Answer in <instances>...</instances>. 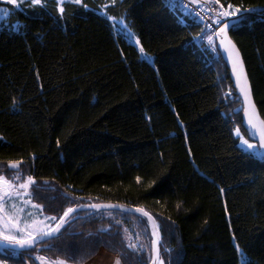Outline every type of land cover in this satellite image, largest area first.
<instances>
[{
	"label": "trees",
	"instance_id": "obj_1",
	"mask_svg": "<svg viewBox=\"0 0 264 264\" xmlns=\"http://www.w3.org/2000/svg\"><path fill=\"white\" fill-rule=\"evenodd\" d=\"M228 3L252 10L229 34L264 118V0L194 4L217 16ZM63 6L60 17L57 1L0 2V171L23 161L16 183L34 178L31 201L52 226L68 207H139L164 264H264V160L237 147L242 104L204 23L175 0ZM119 18L152 63L114 31ZM87 213L48 249L0 248V264L150 263L145 218Z\"/></svg>",
	"mask_w": 264,
	"mask_h": 264
},
{
	"label": "snow or ice",
	"instance_id": "obj_2",
	"mask_svg": "<svg viewBox=\"0 0 264 264\" xmlns=\"http://www.w3.org/2000/svg\"><path fill=\"white\" fill-rule=\"evenodd\" d=\"M8 2L16 5L17 0H8ZM23 2H25V0H21V3ZM26 2L29 5L43 7L46 5L47 0H26ZM53 2L55 3L56 0H53ZM71 2L77 5L82 4V0H71ZM192 2L195 3L196 0H192ZM214 2L219 4L220 0H214ZM64 3L65 0H59L58 13L60 17H63L66 11L65 7L63 6ZM83 6L87 7L86 4ZM220 7L223 8V4H221ZM250 11L252 10H242L241 7H237L231 3H228V8L219 12L218 15L222 19L235 18L234 24L232 26H236L244 18L243 13ZM196 15L199 18V13H196ZM216 23H219V20H217ZM232 26L228 24L222 25L217 31L216 36L219 38V46L225 53H227V58L231 64V70L235 77V86L239 92L238 99L242 101V110L244 112L246 124L249 129L247 134L248 138H245L241 134L239 128L236 129L235 135L237 136L241 150L245 154H247L250 158L264 160V118L260 117V114L256 109L255 101L252 99L251 84L248 80L247 73L244 70L243 61L239 55V50L227 35V30ZM208 42L209 44H212L211 37H208ZM136 43L139 45V40H137ZM213 47L215 50V46ZM139 52L146 61L151 59L145 53V50L142 46L139 48ZM250 140L256 142H250ZM22 163L23 161L15 163L10 162L7 165V168L9 169L7 175L0 171V245L11 247L13 250L17 248L22 250H35L41 246L45 249H48L53 246L51 244V239L57 237V234L60 233L64 225L69 223V219L71 218L70 214L76 213L79 209L84 207H90L93 209L118 207V205L113 204L79 205L76 208L68 207L67 210L64 211L63 215L59 217V222L54 228L49 226H45L47 230H45V227L37 228L35 227L37 221L33 220L32 223L29 224L24 220L25 216L31 217L33 215L31 212H26V209L29 205L38 209L40 214H42L43 210L39 205L31 204L32 188L36 184L34 178L28 176L23 182L16 183L17 181L21 180L20 165ZM137 182H139V178H137ZM25 196L28 197V199H24ZM122 211H127V209L122 208ZM134 211L147 217V219L152 222V225L156 229V231L153 232V236L157 239L154 241L155 248L152 264H164V261L160 255L161 245L158 239V226L156 225L155 219L144 208L138 207L135 208ZM109 215H111V213H109ZM45 219L57 220V217H45ZM40 223L43 222L41 221ZM128 247L135 250L136 246L129 244ZM236 247L238 249V245H236ZM16 254L17 253L13 251V255ZM26 255H30V252L26 253ZM35 259L44 262V264H65L64 260L47 261L43 256H36ZM242 259H244V264H247L246 258ZM114 264H120V260L117 259L114 261Z\"/></svg>",
	"mask_w": 264,
	"mask_h": 264
},
{
	"label": "water",
	"instance_id": "obj_3",
	"mask_svg": "<svg viewBox=\"0 0 264 264\" xmlns=\"http://www.w3.org/2000/svg\"><path fill=\"white\" fill-rule=\"evenodd\" d=\"M201 0H196V2H200ZM258 11H261V10H258ZM234 20H235V18H232V19H229V20H227V21H225L222 25H224V24H228V25H230V26H232L233 24H234ZM221 25V26H222ZM220 26V27H221ZM219 27V28H220ZM233 27V26H232ZM232 27H230L228 30H227V35H228V37L230 38V40L233 42V40L231 39V37H230V34H229V32H230V30H231V28ZM219 28H218V30H219ZM217 30V31H218ZM217 33V32H216ZM234 43V42H233ZM215 44H216V47H217V50H218V53H219V56L221 57V60L223 61V63H224V65H225V67H226V70H227V72H228V78H229V81H230V83H231V86H232V88L234 89V91H235V93L239 96V92H238V90L236 89V86H235V77H234V75H233V73H232V70H231V64H230V62H229V60H228V58H227V53H225L223 50H222V48L219 46V38L215 35ZM235 44V43H234ZM235 46H236V44H235ZM236 48H237V46H236ZM238 49V48H237ZM239 50V49H238ZM239 55H240V57H241V59H242V55H241V53H240V51H239ZM242 61H243V59H242ZM243 66H244V70L246 71V68H245V65H244V62H243ZM247 73V72H246ZM247 77H248V75H247ZM249 80V79H248ZM250 82V81H249ZM252 99L254 100V98H253V94H252ZM241 101V100H240ZM241 104H242V101H241ZM256 105V104H255ZM256 109H257V106H256ZM258 110V109H257ZM259 112V111H258ZM260 114V113H259ZM261 117V116H260ZM241 126H242V128L244 129V131L246 132V135L248 134V131H249V129H248V126H247V124H246V120H245V117H244V112H243V110L241 111ZM247 138H248V135H247ZM250 141H252V140H250ZM252 142H256V141H252ZM104 204H113V203H100V205H104ZM82 205H91V204H82ZM113 205H118V207H116V208H100V209H93V208H90V207H84V208H81V209H79L78 210V212H76V213H73V214H70V216H71V218L69 219V221H71V220H73V219H75V218H77V217H82V216H80L78 213H80V212H88L86 215H88V214H93V213H95V212H102V211H118V212H122V213H126V214H132V215H137V216H141V217H143V218H145L146 219V221H147V224H148V229H149V232H150V236H151V259H150V263L149 264H152V259H153V256H154V248H155V243H154V241L157 239L156 237H154L153 236V232L154 231H156V229L154 228V226L152 225V222L151 221H149L148 219H147V217H145V216H143L142 214H140V213H136L135 211H134V209L135 208H138V207H128V206H124V205H120V204H113ZM76 207H78V206H73V208H76ZM122 208L123 209H127V211H122ZM77 214V215H76ZM73 215H75V216H73ZM73 216V217H72ZM59 222V220L56 222V224ZM56 224H54V226H53V228L56 226ZM66 226V224L64 225V227ZM63 227V228H64ZM62 228V229H63ZM61 229V230H62ZM158 239H159V235H158ZM0 248L1 249H3V250H9V251H15V252H24V251H29V250H22V249H15V250H13L11 247H5L4 245H0Z\"/></svg>",
	"mask_w": 264,
	"mask_h": 264
},
{
	"label": "rangeland",
	"instance_id": "obj_4",
	"mask_svg": "<svg viewBox=\"0 0 264 264\" xmlns=\"http://www.w3.org/2000/svg\"><path fill=\"white\" fill-rule=\"evenodd\" d=\"M21 0H17V3L16 5L20 2ZM58 3H59V0H56ZM66 1H71V0H65ZM0 2L2 3H6V4H11L8 2V0H0ZM13 5V4H11ZM244 14V13H243ZM111 23L113 25V28H114V31L117 33V34H121L128 43L132 44L138 51L139 53V56L142 60L146 61L144 59V57L141 55V53L139 52V48H140V44L138 45L136 43L137 39L136 37L125 27L123 21H122V18H119V19H111ZM148 55V54H147ZM149 56V55H148ZM150 57V56H149ZM151 58V57H150ZM146 62L148 63H152V58L150 60H147ZM237 128H235L233 131H232V134H233V137L236 138L237 140V147L238 149L241 150L240 146H239V142H238V139H237V136L235 135V131H236ZM241 132V131H240ZM241 134L247 138L242 132ZM252 142V141H250ZM259 150V149H258ZM242 151V150H241ZM23 191V190H21ZM24 199H28V197H24ZM31 204H34L32 201H31ZM36 205V204H35ZM26 212H31L33 215L31 217L29 216H25L24 217V220L31 224L33 220L37 221L35 227L37 228H41V227H45V226H49V227H53L52 224H51V219H45V217H49L47 215H44V214H40L39 210L36 209V208H33L31 207V205H29L26 209ZM43 222V223H40V222ZM45 230H47V228L45 227ZM12 256H15V255H12Z\"/></svg>",
	"mask_w": 264,
	"mask_h": 264
},
{
	"label": "built area",
	"instance_id": "obj_5",
	"mask_svg": "<svg viewBox=\"0 0 264 264\" xmlns=\"http://www.w3.org/2000/svg\"><path fill=\"white\" fill-rule=\"evenodd\" d=\"M175 1H177L186 10L190 11L198 20L204 23L206 30H207V35L203 41V45L205 48H207L211 52L212 55L214 56L219 55L216 44H215L216 32L218 28L225 21L232 19V18L222 19L219 15L212 16V14L208 12L206 9H204L202 6L196 5L190 2L189 0H175ZM221 11H224V10L220 9L218 13ZM196 13H199V18L197 17ZM217 20H219V23H216ZM208 37L212 38V44H209ZM213 46H215V50Z\"/></svg>",
	"mask_w": 264,
	"mask_h": 264
},
{
	"label": "crops",
	"instance_id": "obj_6",
	"mask_svg": "<svg viewBox=\"0 0 264 264\" xmlns=\"http://www.w3.org/2000/svg\"><path fill=\"white\" fill-rule=\"evenodd\" d=\"M67 2V1H66ZM68 2H71V1H68Z\"/></svg>",
	"mask_w": 264,
	"mask_h": 264
}]
</instances>
